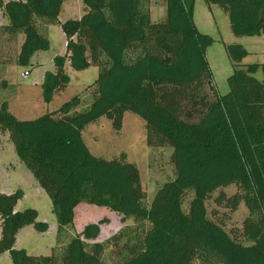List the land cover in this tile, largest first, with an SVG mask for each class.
I'll return each instance as SVG.
<instances>
[{
	"label": "trees",
	"instance_id": "obj_1",
	"mask_svg": "<svg viewBox=\"0 0 264 264\" xmlns=\"http://www.w3.org/2000/svg\"><path fill=\"white\" fill-rule=\"evenodd\" d=\"M150 1L80 0V17L60 21L63 0H0L7 19L2 29L10 38L23 35L17 65L47 49L49 25L64 35L65 52L52 58L54 70L45 71L40 84L43 102L67 86L66 65L98 69L82 93L34 119L19 120L0 102V137L7 134L44 190L56 222L49 254H27L15 246L18 231L28 225L44 231L46 224L34 208L15 209L19 189L0 192V255L8 254V264H264V61L243 64L248 51L226 44L232 72L227 92L219 94L205 57L213 39L194 25L195 0H159L165 5L159 21L150 20ZM204 2L227 15L237 37L264 31V0ZM258 68L261 80L253 75ZM126 111L143 120L147 146L171 149L173 177L149 201L124 152L95 156L82 140L84 128L102 116L118 131ZM226 186L235 192L219 191L213 202L229 212L243 203L240 231L227 232L207 216L205 202ZM81 202L132 221L90 242L97 223L76 234L68 230Z\"/></svg>",
	"mask_w": 264,
	"mask_h": 264
},
{
	"label": "rangeland",
	"instance_id": "obj_2",
	"mask_svg": "<svg viewBox=\"0 0 264 264\" xmlns=\"http://www.w3.org/2000/svg\"><path fill=\"white\" fill-rule=\"evenodd\" d=\"M150 20L159 21L165 17V5L159 0L150 1ZM82 14L80 0H63L59 18H79ZM4 23L7 19L4 17ZM0 22H2L0 17ZM193 22L197 30L212 37L213 42L206 48L205 57L212 73L211 86L219 94L227 92L226 78L232 72L230 60L225 51V45L231 43L241 44L248 54L241 60L243 64L262 63L264 61V31L259 36H235L230 28L227 15L217 6L207 4L204 0H195L193 9ZM0 24V102L7 99L6 107L17 119H34L45 112L57 109L63 102L72 96L82 93L97 77L98 69L89 66L83 70H72L67 65L66 70L69 82L65 89L54 94L49 103H45L41 96V87L36 85L42 80L45 71H53L52 58L64 52V36L60 27L49 25L47 31L48 47L34 53L28 64L17 65L19 39L17 34L8 33ZM27 70L25 77L21 76ZM258 79H262L261 69L253 72ZM211 86L205 91L212 95ZM143 120L131 112H124L122 125L118 131L111 127L105 117L88 124L82 131V140L89 152L95 156L110 159L124 152L126 160L134 163L140 174L141 185L147 193V200H151L157 186L173 177L172 165L169 162L171 149L165 147H150L145 143V130ZM21 191L15 209L26 207L34 208L37 220L46 224V230L41 231L28 225L21 228L15 240L17 248H24L30 255H47L55 244L56 222L50 211V200L44 190L37 184L28 169L18 160L12 143L4 133L0 137V192L9 193ZM234 186L221 187L211 194L205 202L208 218L222 222L225 231H240L241 221L247 211L241 202L237 209L229 212L217 206L213 198L219 191L226 195L235 192ZM191 197L188 192L183 199L182 208L187 209ZM215 213L216 216H212ZM102 220V221H101ZM131 217L121 221L120 216L103 206H96L85 202L79 203L72 211V223L68 230L71 234L80 232L90 223L98 224L97 236L90 242H101L120 227L130 224ZM9 256L6 252L0 255V264H8Z\"/></svg>",
	"mask_w": 264,
	"mask_h": 264
},
{
	"label": "crops",
	"instance_id": "obj_3",
	"mask_svg": "<svg viewBox=\"0 0 264 264\" xmlns=\"http://www.w3.org/2000/svg\"><path fill=\"white\" fill-rule=\"evenodd\" d=\"M62 9V8H61ZM0 17H1V20H2V22H0V24H2V25H4V24H6L7 23V21L4 23V16L0 13ZM59 20L60 21H63V20H61L60 18H59ZM47 31H48V28H47ZM62 33V32H61ZM63 34V33H62ZM18 35V39H19V45L21 44V42H22V40H23V35L22 34H17ZM64 36V35H63ZM19 45H18V50H19ZM64 46H65V40H64ZM64 52H65V48H64ZM63 52V53H64ZM67 67V66H66ZM65 67V68H66ZM67 71V70H66ZM43 75H44V73H43ZM42 79H43V77H42ZM41 82H42V80L40 81H38L37 83H35L36 85H40L41 84ZM7 99H3L1 102H5V104L7 103Z\"/></svg>",
	"mask_w": 264,
	"mask_h": 264
},
{
	"label": "built area",
	"instance_id": "obj_4",
	"mask_svg": "<svg viewBox=\"0 0 264 264\" xmlns=\"http://www.w3.org/2000/svg\"><path fill=\"white\" fill-rule=\"evenodd\" d=\"M27 74H28V72H27V70H25V71H23V72L21 73V76H22V77H25V76H27Z\"/></svg>",
	"mask_w": 264,
	"mask_h": 264
}]
</instances>
